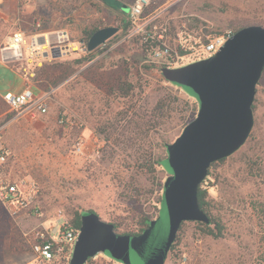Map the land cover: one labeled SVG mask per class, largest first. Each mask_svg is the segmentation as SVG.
I'll use <instances>...</instances> for the list:
<instances>
[{
    "label": "rangeland",
    "instance_id": "rangeland-1",
    "mask_svg": "<svg viewBox=\"0 0 264 264\" xmlns=\"http://www.w3.org/2000/svg\"><path fill=\"white\" fill-rule=\"evenodd\" d=\"M19 1L4 0V15H10L4 42L12 31L24 30L47 34L45 47L56 50L66 46L57 34L67 32L70 47L58 60H46L29 80L37 94H51L47 114L32 120L7 107L0 117V145L9 153L5 177L38 189L31 210L12 215L0 204V264H35V232L59 213L72 223L76 213L92 211L117 224L121 234L136 230L146 215L157 217L168 177L158 161L199 109L194 98L164 79L166 60L155 59L133 34L128 14L135 0H22L21 5H35L31 16V5L21 12ZM242 21L264 26V0H154L138 24L162 35L176 59L185 54L182 45L200 47L208 38L235 33ZM109 25L119 32L85 52V31ZM82 59L86 62L79 63ZM122 83L135 87L127 97L119 90ZM163 98L169 112L159 119L154 108ZM255 104L251 137L212 168L203 185L224 237L203 236L188 222L165 264H264V216L257 212L264 209V79ZM104 256L91 264H119Z\"/></svg>",
    "mask_w": 264,
    "mask_h": 264
},
{
    "label": "water",
    "instance_id": "water-1",
    "mask_svg": "<svg viewBox=\"0 0 264 264\" xmlns=\"http://www.w3.org/2000/svg\"><path fill=\"white\" fill-rule=\"evenodd\" d=\"M119 30L109 26L96 31L84 51L96 50ZM263 70L261 25L238 31L207 59L161 70L169 83L197 101L199 109L181 135L166 145L163 168L168 177L158 216L132 236L118 234L97 214L84 212L70 264H85L99 254L119 264H165L183 222L208 223L198 203L199 186L212 163L232 156L247 142Z\"/></svg>",
    "mask_w": 264,
    "mask_h": 264
},
{
    "label": "built area",
    "instance_id": "built-area-1",
    "mask_svg": "<svg viewBox=\"0 0 264 264\" xmlns=\"http://www.w3.org/2000/svg\"><path fill=\"white\" fill-rule=\"evenodd\" d=\"M154 0H135L129 13L130 22L135 25L134 35H140L142 41L147 43L160 44L154 48L153 57L155 59H165L167 68H178L184 66L185 59L192 56L191 61L207 59L216 54L220 48L234 35L232 31H226L220 35L208 38L207 42L197 47H187L182 45L185 54L172 58L171 48L165 43L162 35L152 33L147 29V24L139 25L138 22L142 17L145 9ZM57 41L63 45L69 40L67 33L59 32ZM49 42L47 35L44 36V42L40 37L35 36L28 39L22 31H16L9 35L4 44L0 48V57L5 63H14L21 65L22 73L26 81L25 89L14 94L7 92L4 99L9 108L22 115L29 116L32 120H37L48 112L47 99L51 95H39L35 92L33 86L29 82L34 76L35 70L40 68L48 58V50L45 47ZM63 53L69 50L67 46H61ZM3 126L0 127V134ZM1 140V135H0ZM80 146V145H79ZM9 162V153L0 145V204L8 209L11 214H16L22 211H28L33 208L38 189L35 185L22 182L9 181L6 176L7 166ZM39 214V210H35ZM80 231L67 220L62 213L58 214L53 223L46 227L43 225L42 230L35 232V242L32 245L34 254V262L37 264H70L73 257L76 243L78 241ZM103 256L102 254H99ZM105 257V256H104ZM98 255L87 261L85 264H91L96 261ZM108 261L115 262L108 257ZM117 263V262H115Z\"/></svg>",
    "mask_w": 264,
    "mask_h": 264
},
{
    "label": "trees",
    "instance_id": "trees-1",
    "mask_svg": "<svg viewBox=\"0 0 264 264\" xmlns=\"http://www.w3.org/2000/svg\"><path fill=\"white\" fill-rule=\"evenodd\" d=\"M122 7H123V5H117L116 10H119V11L122 12ZM253 25H261V26H263L262 24H256V23H252V22L251 23H246V22H243L242 21V22H239V23L236 24L234 31H235V33H237L238 31H240V30H242L244 28L253 26ZM109 26H100V27L95 28L93 30L85 31V37L83 38V41L87 44L88 41L90 40V38L92 37V35L96 31H98V30H100L102 28H105V27H109ZM130 26H131L130 22H126L124 24V27H123V32L124 33L123 34L125 36H127L130 33V29H129ZM137 36H139V38H141L140 35H137ZM140 41H141L142 47L145 48L146 50H148V49L149 50L150 49L153 50L154 47L160 45V44H157V43L151 44V43L144 42L142 40H140ZM82 62H86V60L85 59H82V60L79 61V63H82ZM145 68L148 69V70L151 69L150 67H145ZM263 79H264V70H263L262 76H261L260 81H259V83L257 85V88H256L255 100H254V103H253V106H252V109H253L254 114H255V111L257 109V106H256L255 103H256V96L258 94V87L260 86V84H261V82H262ZM134 89H135V87L131 83H122L119 86V90L122 93L123 97L129 96V94L131 93V91L134 90ZM165 103H166V101L163 98L162 100H160L157 103V105L154 108V111L157 113V117L159 119H164L167 116L168 112H169L168 111V108H167L168 106ZM123 120L130 121L128 116H126ZM188 124H186L185 127ZM249 137H251V134H250ZM164 159L159 160L158 161V165H160V166L163 167V161H164ZM226 159L227 158H224V159H221V160H219V161L214 162V163L211 164V166L208 169L207 177L200 184L199 189H198V203H199V207H200V209L204 213H206V215H207V217L209 219L208 223H204V222H190V223H193V224L196 225V227L198 228V231L203 236H211V237L216 238V239L223 238L224 237V235H225V228H224V225H223L221 219H219L218 217H216L215 215L212 214V205H211V203H210V201L208 199V192H207L206 189H204L203 185H204L205 181L207 180L208 176H210L211 169L214 168L218 163H221V162L225 161ZM163 187H164V184H163ZM162 193H163V190L161 192V196H159V199H158L157 213H159V210H160V207L159 206L161 205V201H162ZM88 212L94 213L92 211H88ZM257 212L259 214H262V216H264V209L263 208L259 210L258 207H257ZM82 214L83 213H80V214L76 213L75 216H74V218L72 219V223H73L74 227L76 229H78V230L81 227V217H82ZM155 218L156 217L153 216V215H146V216L142 217L141 220L138 223V228L136 230L129 231V232H126L124 234H121V233H119L117 231V229H118L117 224H115V223H110V224L113 225L115 232L118 233V234L137 236V235H140L145 229H147L148 228V225H149V222L151 220L155 219ZM186 223H188V222H183L181 224V227H180V229L178 231L176 240H175V242L173 243V245H172V247L170 249L168 258L175 251V249L177 248L178 244L180 243V234H181L182 229H183V227L185 226Z\"/></svg>",
    "mask_w": 264,
    "mask_h": 264
},
{
    "label": "crops",
    "instance_id": "crops-1",
    "mask_svg": "<svg viewBox=\"0 0 264 264\" xmlns=\"http://www.w3.org/2000/svg\"><path fill=\"white\" fill-rule=\"evenodd\" d=\"M21 2H22V0L19 1L20 7H21L20 8L21 12L25 9V7L28 4L31 5L30 12L28 13V15L31 16L35 12L34 11L35 5L31 4V2L28 4L21 5ZM15 16L13 17V19H15ZM29 19H27V24L29 27H31L32 22ZM9 20H10V15H4V0H0V48L4 44V21L9 22ZM20 21L21 20L19 19V21H17V22H20ZM16 31L24 32L25 35L28 37V39H32L33 37L38 36L42 40L41 37H44L45 35H47V34H30L29 31L26 32L24 30H14L9 35H11L12 33L16 32ZM64 33H67V32H64ZM67 35H68V33H67ZM68 37H69V35H68ZM64 44L67 47H70L66 44V41ZM62 56H64V53L62 51V47H60L59 49H56V50H50V52H48V58L46 60H49V59L58 60V58H61ZM13 64L14 63H5L0 57V65L3 67L2 70L0 71V103H1V105H0V117H2L3 115H5L7 113L6 112L7 107H9L8 104L6 103L5 99H4V95L7 92L19 94L22 92V89H23V87H22V89L19 90V87L21 85H23L25 88V84H26V81L24 79V73H22V70L18 67V64H14V65ZM2 105H5L4 109L1 107ZM35 264H37V263H35Z\"/></svg>",
    "mask_w": 264,
    "mask_h": 264
}]
</instances>
